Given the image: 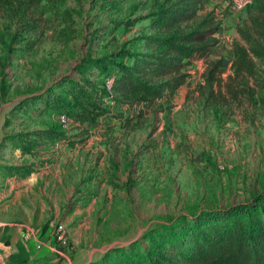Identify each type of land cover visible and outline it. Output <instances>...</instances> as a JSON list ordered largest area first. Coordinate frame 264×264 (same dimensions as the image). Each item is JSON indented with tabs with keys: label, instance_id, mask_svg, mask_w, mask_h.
Listing matches in <instances>:
<instances>
[{
	"label": "rangeland",
	"instance_id": "rangeland-1",
	"mask_svg": "<svg viewBox=\"0 0 264 264\" xmlns=\"http://www.w3.org/2000/svg\"><path fill=\"white\" fill-rule=\"evenodd\" d=\"M156 4L14 0L0 7V167H27L47 183L37 203L45 215L58 208L54 230L62 225L67 234L58 264L95 261L170 218L264 193V64L256 61V81L248 77L249 96L233 100L226 94L236 28L250 12L232 13L230 0H206L198 12L219 22V45L207 59L229 61L218 102L199 95L206 67L199 59L171 99L152 107L101 99L107 113L94 124L63 125L58 110L36 100L20 109L67 77L104 83L96 67L83 63L86 58L121 48L153 52L143 37L155 30L149 19H136ZM30 173L0 168V190L10 178Z\"/></svg>",
	"mask_w": 264,
	"mask_h": 264
},
{
	"label": "trees",
	"instance_id": "trees-1",
	"mask_svg": "<svg viewBox=\"0 0 264 264\" xmlns=\"http://www.w3.org/2000/svg\"><path fill=\"white\" fill-rule=\"evenodd\" d=\"M205 1L155 0L154 10L136 19H149L155 30L143 37L153 52L121 48L97 59L86 58L83 63L96 67L106 77L104 83L97 85L86 78L80 83L67 77L47 93L27 98L20 109L36 100L58 110L67 122L94 124L107 113L101 99L129 107H152L162 97L171 99L185 83L187 69L199 59L206 60L199 95L218 102L223 99L220 76L229 61L207 59L218 44L219 22L212 13L199 17ZM13 2L0 0V7ZM247 9L245 21L236 28L239 39L232 45L233 75L226 94L233 100L251 94L248 77L256 81V61L264 64V0H252ZM108 78L112 79L110 88L105 86ZM0 168L8 174L31 172L27 167ZM89 264H264V193L236 205L170 218Z\"/></svg>",
	"mask_w": 264,
	"mask_h": 264
},
{
	"label": "crops",
	"instance_id": "crops-1",
	"mask_svg": "<svg viewBox=\"0 0 264 264\" xmlns=\"http://www.w3.org/2000/svg\"><path fill=\"white\" fill-rule=\"evenodd\" d=\"M41 176H14L0 190V264H58L61 245L54 239L53 224L59 212L56 208L45 215L44 205L37 203L47 186Z\"/></svg>",
	"mask_w": 264,
	"mask_h": 264
},
{
	"label": "built area",
	"instance_id": "built-area-1",
	"mask_svg": "<svg viewBox=\"0 0 264 264\" xmlns=\"http://www.w3.org/2000/svg\"><path fill=\"white\" fill-rule=\"evenodd\" d=\"M252 4V0H230V11L235 14H240L244 9ZM112 79H107L105 81L106 88H110ZM60 123L65 125L67 123L66 119L61 116ZM54 239L59 245H66L67 234L62 225H58L54 231Z\"/></svg>",
	"mask_w": 264,
	"mask_h": 264
}]
</instances>
